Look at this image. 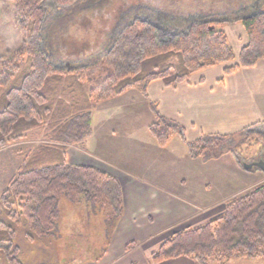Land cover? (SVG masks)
Segmentation results:
<instances>
[{"label":"trees","instance_id":"1","mask_svg":"<svg viewBox=\"0 0 264 264\" xmlns=\"http://www.w3.org/2000/svg\"><path fill=\"white\" fill-rule=\"evenodd\" d=\"M9 1L21 42L9 57L0 59V149L43 128L49 144L26 157L0 196V257L7 264H24L15 244L18 227L27 230L30 242L48 238L57 227L58 202L65 197L83 196L94 208L107 209L109 222H118L122 216L119 183L98 170L70 166L64 156L67 147H81L90 137L96 106L131 89L145 96L155 80L175 87L208 68L228 65L223 71L226 76L255 66L264 59V11L230 20L239 21L247 36L246 45L235 56L223 21L183 22L178 11L137 4L117 13L116 26L122 27L97 56L81 58L88 52L87 45L82 47L75 40L64 60L73 66H60L42 49L46 4L68 9L79 0ZM159 32L169 39L161 42ZM153 114L149 133L161 148L179 138L192 160L208 163L228 154L241 167L262 161V156L245 160L252 149L260 153L264 148V134L256 132V125L235 135L203 134L189 142L181 126L154 108ZM134 246L131 243L125 251ZM178 258L193 264L264 259V181L228 200L224 212L206 223L173 232L149 261L162 264Z\"/></svg>","mask_w":264,"mask_h":264},{"label":"crops","instance_id":"2","mask_svg":"<svg viewBox=\"0 0 264 264\" xmlns=\"http://www.w3.org/2000/svg\"><path fill=\"white\" fill-rule=\"evenodd\" d=\"M223 27L238 56L247 43L243 25L234 20ZM227 66L202 70L175 87L155 80L145 96L131 89L92 111L90 137L81 147H67L64 156L70 166L98 170L119 183L122 216L108 230L101 225L109 238L102 254L91 259L77 256L69 264H150L151 254L173 232L206 223L224 212L228 200L254 187L241 182L255 172L263 174L261 170H245L228 155L208 163L192 160L179 138L161 148L149 133L153 108L181 126L189 142L203 134L227 136L252 125L264 128V59L225 76ZM208 166L222 178L204 174ZM236 187L238 193L231 194ZM63 199L58 203L59 220L64 219ZM91 214H99L98 209ZM131 243L135 246L126 252ZM41 249L45 250L32 251ZM162 264L193 262L178 258Z\"/></svg>","mask_w":264,"mask_h":264},{"label":"rangeland","instance_id":"3","mask_svg":"<svg viewBox=\"0 0 264 264\" xmlns=\"http://www.w3.org/2000/svg\"><path fill=\"white\" fill-rule=\"evenodd\" d=\"M255 1L79 0L76 6L68 9L57 8L53 4L47 3L42 49L43 52L48 54L54 65L59 64L62 66L65 64L64 66H73V64L64 62L69 44L76 40L79 45L82 44V47L87 45L88 52L81 54V58L97 56L112 41L115 33L122 27V25L116 26L118 22L116 19L117 13L130 6L143 4L165 9L168 12L178 11L179 15H182L183 22L190 23L196 19L202 20L201 18H203L209 21H223L224 23L241 16H248L249 14L246 11L250 6L254 7L252 10L256 11L255 14L262 13L264 11V1L259 0L258 6ZM129 19L130 17L127 18V20ZM222 29H224L223 26ZM113 30H115L114 33H112ZM159 39L164 42L169 37L159 32ZM20 42L21 34L15 26L14 5L9 0H0V59L9 57L20 45ZM72 48L75 50L77 46L75 45ZM57 60L62 62L58 63ZM63 98L68 99L67 102L70 101L68 96L64 95ZM256 130V132L264 134V128ZM47 135L48 133L44 128L34 129L27 132L19 142H11L7 148L0 149V196L10 179L20 170L26 157L31 156L38 147L49 145L47 144ZM228 156L230 157L231 155ZM259 156L263 157V161L264 148L260 153H257V148L252 149L246 154L245 160ZM204 174L209 177L222 178L221 173H218L212 166L205 168ZM263 174L255 172L249 178V181L244 180L241 184L243 186L248 184L249 186H256L264 179ZM252 188L238 193L240 187H236V189H230L229 192L231 194L238 193L234 196L238 197L251 191ZM62 203L64 219H57V227L48 238L30 242L27 240V230L22 226L18 227L15 244L22 248L19 253V259L24 264H69L74 257L87 256V258L91 259L99 256L105 250L106 245L109 243V238L103 233L101 225L103 224L104 228L108 230L112 226L111 223H115L107 221V209L94 208L83 196L79 195H74L70 198L65 197ZM96 208L99 214H91V211ZM34 247L45 250L41 249L40 252H35L32 251ZM0 264H7L6 259L2 256L0 257ZM207 264H264V259L210 260Z\"/></svg>","mask_w":264,"mask_h":264},{"label":"water","instance_id":"4","mask_svg":"<svg viewBox=\"0 0 264 264\" xmlns=\"http://www.w3.org/2000/svg\"><path fill=\"white\" fill-rule=\"evenodd\" d=\"M242 168L245 170L259 169L264 173V162L260 160L259 162H254L252 164H244Z\"/></svg>","mask_w":264,"mask_h":264},{"label":"flooded vegetation","instance_id":"5","mask_svg":"<svg viewBox=\"0 0 264 264\" xmlns=\"http://www.w3.org/2000/svg\"><path fill=\"white\" fill-rule=\"evenodd\" d=\"M264 1V0H263ZM258 2H259V0H256L255 1V4L258 6ZM254 7L253 6H250V7H248L247 8V13H249V15L247 16V17H250V16H253L255 13H256V11H254V10H252ZM257 8H259V7H257ZM247 17H244V16H242V17H240L239 19H242V18H247Z\"/></svg>","mask_w":264,"mask_h":264}]
</instances>
